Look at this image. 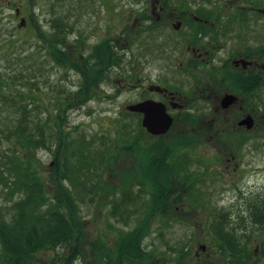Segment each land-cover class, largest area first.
Returning a JSON list of instances; mask_svg holds the SVG:
<instances>
[{
  "label": "rangeland",
  "instance_id": "rangeland-1",
  "mask_svg": "<svg viewBox=\"0 0 264 264\" xmlns=\"http://www.w3.org/2000/svg\"><path fill=\"white\" fill-rule=\"evenodd\" d=\"M244 1H200L198 8L195 0H170L165 14L161 0H0L3 38L17 40L15 47L7 46L0 52V73L14 80L8 85L0 84V133L8 134L18 119L28 115L30 120L23 121L22 126L29 127V131L35 132L34 138L41 141L34 147L21 145L15 137L2 141L0 170H6L4 176L8 182L12 180V174L5 166L9 158L21 160L24 167L30 161L45 183L48 200L58 204L60 192L71 194L76 209L74 215L86 233L85 247L73 264H229L228 254L217 246L209 224L215 213L229 210L235 187L246 192L256 190L254 187L259 184L264 188V154L255 149L264 148L260 137L257 133L248 135L233 130V117L255 107L259 114L261 104L241 99V104L245 105L243 109L238 103L227 112L221 110L216 116L209 115V138L195 136L197 140L184 148H174L170 161L181 167L177 180L171 184L174 192L167 198L161 193V204L154 205L151 196L156 182L153 176L143 174L148 161L145 153L155 144L171 142L181 134L189 133L184 117L188 111L174 113L175 121L166 134L159 137L145 134L141 120L122 115L128 105L135 103L138 92L131 87L120 88L117 79L125 75L131 80L134 67L140 76L167 75L176 87L184 81L190 86L192 81L198 82L203 77L204 81L200 80L203 81L201 86L207 88L206 96L216 93L221 98L231 92L228 87H215L206 71L210 68L209 63L224 65L227 58H232L238 51L240 44L253 46L258 41L264 42V0H252L255 5H260L262 12L251 10L247 4L244 7ZM197 12L210 20L209 32L219 33L222 24L227 22L231 26L225 27L227 31L223 32L228 36H219V41H213L209 35L199 37L201 44L209 48V53L204 56L205 61H201L199 70L187 71L182 67L192 55L187 47L186 39L192 38L188 35L191 28L187 22L189 16ZM245 13L251 17L248 24L236 19ZM141 14L153 15L158 22L152 31L147 28L150 22L141 18ZM59 17L73 24L74 29L56 41L58 29L54 27V20ZM181 21L183 28L175 29ZM107 37L113 38L124 53V64L109 71L105 80L78 104L82 97L81 93L77 94L83 83L81 72L57 64L48 55V48L51 43L59 48L76 45L72 51L75 59H80ZM17 57L18 63L12 64L8 60ZM69 98L74 104L64 105L66 116L63 113L61 120L58 103L68 102ZM19 102L27 105L28 111L21 112ZM203 108L210 109L207 115L213 111L212 105ZM261 115L264 113L259 117ZM60 120L64 123L63 132L59 131ZM134 142L136 145H132ZM231 148L236 149L239 167L250 163L253 165L251 170L247 169L243 174L239 170L235 174L234 162L229 160ZM66 156L72 168L68 174L61 172V185L58 186L55 162L58 159L63 162ZM153 169L159 179L164 167L155 163ZM249 173H253L252 178L260 179L246 182ZM188 174L191 177L186 180ZM3 186L0 184V207L6 208L7 214L3 212L0 220H10L15 213L10 204L18 200L19 195L13 194L10 187L5 192ZM257 190L255 192L264 196V189ZM61 209L71 212L63 203ZM242 216H233L235 225L232 224L239 233L247 234V230H239L241 226L237 225L240 220L246 222ZM135 230L144 233L141 245L149 251L148 259H122L118 251L121 237ZM260 241L254 234L247 246L253 251ZM93 244L100 246L99 249L95 250ZM4 252L0 241V264H10L11 260ZM69 254V249L58 244L40 252L37 258L41 264H65L64 259ZM253 261L264 264L261 260Z\"/></svg>",
  "mask_w": 264,
  "mask_h": 264
},
{
  "label": "trees",
  "instance_id": "trees-1",
  "mask_svg": "<svg viewBox=\"0 0 264 264\" xmlns=\"http://www.w3.org/2000/svg\"><path fill=\"white\" fill-rule=\"evenodd\" d=\"M198 2V8L201 7L200 1L205 3H213L216 0H195ZM255 1L245 0L244 7L249 6ZM161 5L164 9L170 7V0H161ZM199 18L207 19L204 14H195ZM141 18L145 21H149L150 25L145 26L150 31L152 27L157 25V21L149 14H141ZM249 18V14H241L240 17L236 18L239 22H245ZM143 19L140 20V24L143 22ZM191 23H199L202 26H206L204 22H195L192 18L189 19ZM235 21V20H234ZM223 27L231 26V23L227 22L222 24ZM54 27L57 30L58 38H64L67 35L68 31H73L74 25L66 21V19L56 18L54 20ZM208 32V29H204ZM213 31V29H212ZM224 31H227L225 29ZM199 31H196L198 33ZM69 33V32H68ZM5 31L0 28V52L4 50L5 47H15L17 40L15 38H3ZM56 41H54L56 43ZM80 41V40H78ZM77 41V42H78ZM82 45L84 42H81ZM72 48L61 47L57 45L50 44L48 48V55H50L53 60L60 66H65L68 69H74L81 72L83 77V83L77 94H82L80 98L81 101H78V104L84 101V96H88L91 93L93 88L99 86L111 71L116 66H123L124 64V53H121L117 47V44L114 42V39L107 37L101 40L96 44L91 51V55H85L84 58L75 59L74 49ZM9 53V52H7ZM81 55H83L81 53ZM12 64L19 62L18 57L14 59H8ZM85 64V68L83 67ZM124 70V69H123ZM13 79L4 77L0 73V84L8 85ZM13 98H11L12 100ZM77 103V101H76ZM17 104V102H16ZM71 98L68 99V102H59L58 106V115L62 120L63 113L65 114V108L73 106ZM24 103L18 104V108L21 112L28 111L26 110ZM19 111V112H20ZM30 120L28 115L18 119L12 128H9L8 134L5 132L0 133V143L7 139V141L12 138H16L18 142H22L21 145H26L27 147H34L41 142L39 139L34 138L33 131H29V127H23V121ZM60 120V132H63L65 127L64 123ZM17 123V124H16ZM145 133H148L147 130L143 128ZM142 131V133H144ZM43 142V141H42ZM89 142V141H88ZM137 142V139H136ZM87 141H84V144ZM136 143H132V145ZM181 145V141H177L173 144L169 143H158L154 145V148H150L148 152V160L146 166L143 167V174L145 177H152L155 180V190L152 193V200L154 205L161 204L163 197L167 198L174 192V189H171V184L177 180L179 176L178 171L181 170V167L177 164L170 161L174 147ZM78 148V147H76ZM150 162V163H148ZM9 163V164H8ZM7 164H5L6 169L9 171L10 175H15L12 180L7 182L5 175L6 170H0V184L4 185L5 192L6 188L10 187L15 194L18 193L19 199L15 200L10 204L11 210L15 211L12 218L9 220L7 218H2L0 220V241L5 249V257L11 260L10 264H41L38 261V254L44 250L55 248L58 244H62L65 247V250L70 251V254L65 257V264H73L74 260L82 254V250L86 244V233L83 231V225L81 221L74 215L75 206L73 205V199L71 194L64 192V195L60 192V203H56L51 199L48 200L47 194L45 192L46 186L41 176L38 172L32 168V163L28 161L26 166H21L23 164L21 160H16L14 157L9 158ZM158 164L164 167V170L159 174V179L155 175L153 165ZM3 168V167H1ZM72 168L69 162V158L66 156L64 161L58 159L55 162L54 169L56 172V182L61 185L60 179L61 172L68 174L69 169ZM16 174L18 175L16 177ZM188 177V176H186ZM191 175H189V180ZM65 190V189H61ZM163 194L162 197L160 194ZM62 203L71 210L70 213H66L61 209ZM1 205V204H0ZM8 207L7 209H9ZM5 210V211H3ZM7 214L6 208L0 207V217ZM243 223V222H242ZM210 230L214 238L217 240V246L223 253L228 254V263L229 264H260L258 262L252 261L254 254L247 246V242L251 241L252 236L250 234H242L237 231V228L232 224V216L230 215L229 210L223 209L218 213H215L212 217L211 223L209 224ZM143 232L141 230H135L130 233H125L121 237V245L119 246L118 251L122 259H128L131 261H140L144 258H149L150 253L148 250L144 249L141 245ZM260 239L264 241V233L260 234ZM100 246L93 244V248L98 250ZM264 254V251H263ZM63 256V255H62ZM260 259V258H258ZM6 264V263H5ZM46 264V263H44ZM63 264V263H62ZM262 264V263H261Z\"/></svg>",
  "mask_w": 264,
  "mask_h": 264
},
{
  "label": "flooded vegetation",
  "instance_id": "flooded-vegetation-1",
  "mask_svg": "<svg viewBox=\"0 0 264 264\" xmlns=\"http://www.w3.org/2000/svg\"><path fill=\"white\" fill-rule=\"evenodd\" d=\"M163 8L162 13L167 12V10H164ZM251 10H254L256 12H262V8L259 6H254V3H251L250 6H248ZM172 16V14H170ZM154 18V16L152 15ZM192 18L195 22H204V24H207L206 26H202L199 23H191L190 21L186 22L188 26H190V33L188 34L190 39H186L188 41V49H191L192 55L190 56L189 61L186 65L182 64V67L186 70H199L201 67V61H205L204 57L205 55H208L209 48L206 44H201V41L199 37H208L211 36V39L213 41H219V36H228L226 32H223L225 30V27H223L219 33L212 32H206L204 29H209L210 26V20L209 19H203L199 18L196 15L189 16V19ZM188 19V20H189ZM251 19L250 15L247 21H245V24H248L247 22ZM159 20V17L157 18ZM181 29L183 28V22L181 21ZM138 26L140 24L138 23ZM213 28V26H211ZM176 29V27H175ZM178 29V28H177ZM133 33L134 30H129V32ZM138 31V30H137ZM136 31V32H137ZM196 31H199L196 33ZM134 32V33H136ZM244 36V35H243ZM246 39V36L243 37ZM210 39V38H209ZM244 41V40H243ZM242 43V42H241ZM264 42L258 41L255 45L251 46L250 44L245 46L246 44H240V47L238 48V51L233 54L232 58H227L229 60L224 63L222 66H216L215 63H209L210 68L208 69V72L206 73L213 79V84L218 85L219 87H228L231 92L225 93L221 98H219V95L210 94L208 96L205 95V91L207 88H204L203 84L204 78L200 77L198 79V82L192 81L191 85L189 86V83L186 84V81L181 82L180 87L173 86V80L168 79L167 75H158L159 77L152 78L149 76H140L138 74V71L136 68L132 67L131 69V80L126 78V76L120 75V77L117 79L118 86L120 88H127L131 87L135 91L138 92L137 97L135 99V103H140L145 100H155L160 101L166 105L167 111L173 115L174 121L175 116L174 113L178 112V114H182L183 111H188L184 114L185 119L187 120V132L186 134H181L175 140L168 142L164 141V143L173 144L177 141H181V145H177L178 147H183L188 145L189 143L193 142L196 137H202L201 139L209 138L210 132L209 129H211L210 122L207 121V117L211 114L215 115L219 111H229L234 106H236L238 103H240V109H243L245 105L241 104V99L243 101H255V103L261 104V113H264ZM218 44V43H217ZM216 45L215 47H217ZM244 46V47H243ZM243 47V48H242ZM241 48V49H240ZM237 50V49H236ZM92 51V49H91ZM91 55V52L88 54V56ZM208 65V66H209ZM120 67V66H116ZM115 68V67H114ZM182 68V69H183ZM124 71V70H123ZM205 71V70H204ZM137 74V75H136ZM134 75V76H133ZM207 75V76H208ZM203 76V75H202ZM134 77V78H133ZM203 81H201V80ZM132 84V85H131ZM131 85V86H130ZM213 85V86H214ZM154 86H159V88H155ZM186 86H189V88H186ZM97 87V86H96ZM227 95H233L234 102L228 106L224 107L222 105L223 99ZM212 105V112L209 113L210 109L205 110L204 106ZM129 106V105H128ZM127 106V107H128ZM254 108V107H253ZM256 108V107H255ZM254 109L247 110L244 113H240L239 116H236V114L233 117L234 122V131H240L242 133H246L248 135H252L254 133H257L258 137L261 139V146H264V116H260L257 113V111ZM207 109V107H206ZM123 114L131 115L137 120L143 119V113L138 111H127L122 112ZM248 116L252 118L251 126H248V123L241 124V121L246 119ZM229 121H231V118H228ZM214 121V120H212ZM144 128V126L142 125ZM145 129V128H144ZM146 130V129H145ZM148 132V131H147ZM146 134V133H145ZM151 136H162V135H153L151 133H147ZM191 136V137H190ZM193 136V137H192ZM197 140V139H195ZM156 145V144H155ZM175 146L174 148H176ZM259 150L262 154H264V148H255ZM236 149L231 148V155L229 157V160L234 162L233 170L235 174L239 170L241 171V174L244 173L245 170H251L252 166L250 163H247L246 166L243 165V168L239 167V163L236 161ZM240 157V156H239ZM236 161V162H235ZM187 173V172H186ZM255 173V172H253ZM253 173H249L246 179V182L250 183L251 180H259L260 178H252ZM257 173V172H256ZM189 177V174L186 175ZM186 177V180L188 179ZM236 179L233 178V181ZM250 180V181H249ZM235 186V185H234ZM256 190H250L249 192L244 191L243 189H238L235 187V193H233L232 204L229 208L230 215L237 216L239 218V215L243 214V218H246V222H243L240 220V222L237 225H240L239 230H247L248 233L252 237L255 235H258L260 237L261 233H264V196L257 189H264L260 184L257 185ZM248 219V222H247ZM234 224V222L232 221ZM235 225V224H234ZM248 226V227H247ZM246 227V228H245ZM236 228V226H235ZM258 233V234H256ZM255 239V238H254ZM252 240V239H251ZM264 241H260V243L257 244L256 248L252 251L254 256L252 257L253 260H261L264 262ZM260 258V259H258Z\"/></svg>",
  "mask_w": 264,
  "mask_h": 264
},
{
  "label": "water",
  "instance_id": "water-1",
  "mask_svg": "<svg viewBox=\"0 0 264 264\" xmlns=\"http://www.w3.org/2000/svg\"><path fill=\"white\" fill-rule=\"evenodd\" d=\"M18 13V12H17ZM25 19H22L24 23ZM181 25L178 22L176 28H179ZM159 88V86H154ZM233 95H227L223 101L222 105L224 107L230 106L234 102ZM127 109L129 111H138L143 113L142 125L144 128L153 135H163L166 134L172 127L174 123V117L167 111L166 105L160 101L155 100H145L140 103L130 104ZM252 118L248 116L246 119L241 121V124L248 123V126H251ZM204 249L205 246L203 245Z\"/></svg>",
  "mask_w": 264,
  "mask_h": 264
}]
</instances>
